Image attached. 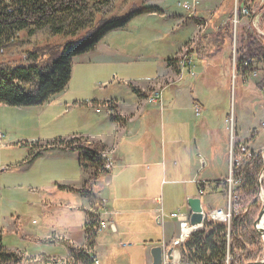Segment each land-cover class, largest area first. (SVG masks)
I'll use <instances>...</instances> for the list:
<instances>
[{"label": "rangeland", "instance_id": "obj_1", "mask_svg": "<svg viewBox=\"0 0 264 264\" xmlns=\"http://www.w3.org/2000/svg\"><path fill=\"white\" fill-rule=\"evenodd\" d=\"M186 2L187 0H113L109 4L61 17L49 25L33 29V32L28 29L17 35L15 33L9 35L12 37V43H5V48L0 49V67L25 64L35 52L43 54L64 44L79 41L101 20L121 17L131 8L151 10V13L135 17L126 28L109 33L92 53L89 62H85L87 56L76 58L72 64V75L67 89L51 97L44 106L34 108L0 106V132L5 136V147L0 149V231L3 232L5 248L16 254L19 260L24 262L33 259L41 262L46 260L48 264H84L71 258L41 256L44 254L65 257L64 250L41 242L46 234L60 227L67 230L74 227L83 230L84 218L81 212L77 209L70 212V207L79 201L74 202L71 192L50 190V185L52 187L57 181L52 182V180L59 177V174L64 176L68 169H72L71 181L75 184L81 182L83 172L75 159L56 156H43L38 159L36 154L45 150L38 146L52 147L54 144L58 145L81 137L94 143L92 141H95L96 136L106 134L108 132L106 122L109 117L114 116L115 110L111 116L105 113L98 114L95 110L98 107L104 110L108 105L103 103L106 101H110L112 106L115 101L123 103L130 100L131 89L123 87L120 82L129 78L135 81V85H142L150 80L149 77H152L168 59L170 61L176 55L174 53L177 48L189 41L183 48L186 49L197 38L199 32H196L191 39L190 30L176 29L177 23L174 18L181 16L185 18V9L180 5L184 6ZM250 5H248L249 10ZM240 8V0H200L199 5L202 14L213 17L211 27L214 32L217 31L214 25L219 26V22L224 20V17L232 12L234 14ZM252 14H256L253 19H251ZM263 14L264 0H255L249 18L238 26L236 41L233 36L231 53L233 62H236V52L244 28L249 26L247 29L255 35L264 37V24L262 25L261 21ZM221 28L222 26H219L218 30ZM57 30H59L58 34L55 32ZM251 32L249 34H252ZM183 49L175 57L178 65L176 83L178 78L184 77L186 73V68L180 72L181 65H179ZM219 57L220 55H217L213 60L217 61ZM220 63L224 62H217V66H220ZM196 66L197 77L192 80L199 84L200 89L195 88L194 93L199 96L204 106L203 117L211 123L210 127L222 129L225 126L224 121L227 120L226 126L229 125L230 128L236 122V115L238 118L241 117L243 111L247 117L244 118L246 124L243 126L242 135L247 136L250 128H257L260 137L255 147L262 148L264 91L255 86L256 82L244 85L239 76L234 74L231 76V70L229 72L231 79L225 73L218 74L219 69L212 61H202ZM226 67L225 64V70ZM175 82L171 83L175 84ZM161 92L150 94L148 102L152 103L151 98ZM94 101L99 102L94 106L95 109L91 107ZM235 109L236 115L233 118ZM237 144L241 142L235 140L233 143L231 140L230 150L232 145ZM230 150L228 173L224 181L229 178ZM103 160L105 162V159ZM262 164L260 179L264 176V153ZM74 168L77 169L76 173ZM260 179L257 198L260 208L255 206L256 210H261L264 203V179L262 182ZM166 193L165 202L168 206L166 214L169 215L171 212L169 208L173 207L176 201L173 193L168 194L167 190ZM207 195H211L210 191ZM214 199L211 196L204 197L203 205H207L209 200L211 203L215 202ZM248 201L246 205L250 206L252 200L248 199ZM218 204L224 205V202L220 200ZM186 205L187 203L184 202L177 212L185 214ZM214 205H217L216 202ZM96 221L98 225L102 222ZM132 226L142 230L139 224ZM98 237L100 243L105 239L107 243L113 245L112 249L110 248L113 257L101 259L103 262L100 261V264H144V246L152 245L151 242H144L135 244L129 250L123 246H132L136 238L123 236L110 238L105 237V233ZM54 238L53 236L52 241ZM263 260L262 256L261 261ZM46 262L41 264H47Z\"/></svg>", "mask_w": 264, "mask_h": 264}, {"label": "crops", "instance_id": "obj_2", "mask_svg": "<svg viewBox=\"0 0 264 264\" xmlns=\"http://www.w3.org/2000/svg\"><path fill=\"white\" fill-rule=\"evenodd\" d=\"M232 15L233 12L224 17L225 19L219 22V26L226 24ZM211 18L213 17L211 16ZM174 19L177 23L176 29L190 30L192 32L191 39L195 36V26L187 18L186 12L185 18L181 16ZM245 19L247 18H241L240 25ZM219 26L214 25V28L218 30ZM248 27L242 30L239 48H242L243 41L247 39V35L251 32L247 29ZM213 33L215 32L211 27L209 34ZM251 33L255 35L254 32ZM255 37L258 36L255 35ZM188 42L177 48L174 54L177 55ZM227 48L226 52L218 54L220 57L217 61H214L213 58L202 61H212L216 66L217 62H224L227 66L226 70L224 69V63L218 64L220 65L217 66L219 72L214 67L218 74L225 73L230 79L234 74L239 76L244 85L256 82L255 86L257 87L264 77L263 64L252 60L253 66L258 71L249 76L239 75L238 71H235L236 62H233L232 58L230 62L228 58L232 44L231 47L227 46ZM93 52L81 55L87 56L85 62H89ZM176 55L170 61L168 59L152 77H149L151 79H148L142 85H135V81H131L129 78L120 82L123 87L131 89L130 100L128 102L123 101V103L111 101L115 113L106 122L108 132L96 136L95 141H92L93 144H100L104 147L105 152L102 154V159H106L112 164V168L108 170L105 176L101 175L97 180L92 179L94 170L88 164L82 152H72L60 144H54L52 147L48 145L38 146L45 149L36 154L39 157L38 159L43 156L75 159L83 172L80 183H72V169H68L64 176L59 174V177L52 180V182L57 180L52 187L50 185V190L58 189L59 191L71 192L74 202L79 201V203H74L70 207V212H74L76 209L81 212L80 214L84 218L83 230H78L75 227L67 230L60 227L54 232L46 234L42 239L52 241L54 236L53 246L64 250L65 257H62L64 255L46 256L44 254L41 256L71 258L74 260L68 247L61 244V241L69 242L76 248L88 250V246L86 247V244H89L87 230L93 219H95L111 222L116 230L112 232L111 229H108L103 233H99L98 236L105 233V237L110 238H121L123 236L124 238L137 239L133 241L132 246L124 245L123 247L126 249L131 250L135 244L151 242V246H144V264H152L151 250L158 246H166L167 250L173 248V256L177 261L183 257L182 247L177 245L180 226L178 221L172 218L171 215L180 213L177 210L185 202L187 203V212L181 214L183 217L188 216L191 213L188 201L200 197L201 184L204 182L209 184V188L201 198L202 203L204 197L211 196L213 199L216 198L214 200L217 204L215 206V202L211 203L209 200L207 205H203L204 208L214 209L227 206V196L223 195L225 187L223 181L228 173V154L231 140H233V143L235 140L241 142L251 151H260L264 146L259 149L255 147L260 137V131L254 127L249 129L247 136L242 135L243 126L246 124L244 118L247 116L242 111L241 117L238 118L236 109L233 112V118L236 115V122L232 127L226 126L228 121L225 120L224 128H211V123L203 117L202 108L204 106L199 96L194 93L195 88L199 90L200 86L192 80L197 77L196 64L202 61L197 62L194 59L193 69L195 75H186L182 82L178 83L177 81L176 83L178 75L177 61L170 65L175 60ZM78 57L73 58L72 64ZM230 70L231 76L229 74ZM171 82H175V84ZM161 91V100L159 99L154 103L148 102L150 94ZM103 103L107 105L110 104V101ZM96 104H99V102L94 101L91 107L95 109ZM195 106L201 107L202 113L200 116L196 115ZM248 125L250 126L249 123ZM252 131L256 132L251 133ZM262 131L264 132V129ZM252 135L255 140L251 141ZM4 147H0V149ZM73 170L76 173L77 169L74 168ZM60 173L62 172L60 171ZM74 178H76L75 175ZM219 183L222 185L219 186ZM166 190L168 194H174L176 201V204L169 208L171 211L169 215L166 214L168 209L165 202ZM208 191L211 195H207ZM101 200L108 201L109 213L105 214L99 209ZM220 200L224 202V205L218 204ZM96 203L97 205H95ZM133 224H139L142 230L133 227ZM70 231L72 233H69ZM98 236L93 239V246L89 248L88 254L91 257L96 256L95 258L100 264V261L103 262L101 259L113 257L110 250L113 245L107 243L105 239L100 243ZM35 239L40 240L41 238Z\"/></svg>", "mask_w": 264, "mask_h": 264}, {"label": "trees", "instance_id": "obj_3", "mask_svg": "<svg viewBox=\"0 0 264 264\" xmlns=\"http://www.w3.org/2000/svg\"><path fill=\"white\" fill-rule=\"evenodd\" d=\"M112 1L0 0V49L5 48V43H12L10 34L15 33L17 35L28 29L33 32V29L42 28L61 17L85 11L98 5L109 4ZM254 1L251 0L252 10ZM245 4L246 0H240L241 8L239 10ZM147 13H151V10L131 8L121 17L101 20L79 41L64 44L62 47L43 54L35 52L25 64L8 67L1 66L0 105L15 108L44 106L51 97L63 93L68 87L72 75L73 58L95 51L100 42L109 33L126 28L135 17ZM254 16L256 14H252V17ZM233 18L234 14L220 30L199 38L194 49L195 61L214 58L218 54L226 52L227 46L231 47V44H233ZM261 21L263 25L264 14L261 17ZM55 32L58 34L59 30ZM243 42L242 48L240 47L236 52L235 71H238L239 75L249 76L255 74L258 70L248 61L255 60L257 63L263 64L264 67V37H255L248 34L247 39ZM230 50L228 58L231 62L232 49L230 48ZM176 61L175 59L170 65ZM258 88L262 92L264 91V77ZM250 139L251 141L255 140V137L252 135ZM59 144L72 152L84 153L88 164L94 170L93 180H97L101 175L105 176L108 173L105 170L104 160L102 159V154L105 152L102 145L93 144L84 139H74ZM262 170V157L260 152H257L252 156L250 163L242 170V181L237 192L243 209L246 208V203L249 202L248 199L252 200L251 205L246 208L248 212L237 217L232 225L231 252L234 253L235 250L247 251L246 255L243 256L245 258L243 260L244 264L256 263L257 259L263 254L262 238L254 229V225L262 210H256L255 207H259L257 198ZM218 185L221 186L222 184L219 183ZM227 191L225 186L223 189L224 196H227ZM99 230L100 225L93 219L87 230V235L89 236L88 250L76 248L63 240L61 244L68 247L74 260L84 264H94L93 260L96 256L91 257L88 251L93 246L92 241L98 236ZM224 233L225 227L223 225L207 224L204 231L192 235L183 244V256L193 264H224L223 260L227 253V243L222 236ZM41 242L53 246L51 240H43ZM233 255L236 256V253ZM43 262H46V260H42V262L36 259L27 260L26 262L19 260L16 254L5 248L3 232L0 231V264H41ZM46 263L48 264L49 262Z\"/></svg>", "mask_w": 264, "mask_h": 264}, {"label": "built area", "instance_id": "obj_4", "mask_svg": "<svg viewBox=\"0 0 264 264\" xmlns=\"http://www.w3.org/2000/svg\"><path fill=\"white\" fill-rule=\"evenodd\" d=\"M251 1L246 0V4L244 7H242L241 10L235 11L234 13V18L232 20L233 22V36L234 40L236 41L237 38V31H238V26L241 23V18H248L249 14L251 13ZM199 5H200V0H189L186 2V4L180 5V7H184L185 12L187 13V18L194 24L196 32H200V38L204 37L209 34V31L211 29V21L212 18L211 16H207L205 14H202L199 10ZM248 5H250V10L248 8ZM225 25V24H224ZM223 25V26H224ZM222 26V27H223ZM185 48V46L183 47ZM194 51L189 52V58L187 61V68H186V75H192L194 76ZM248 63L253 64V61L250 60ZM184 77L178 78V83L182 82L184 80ZM162 92L160 94H155V98H152V103L161 100ZM96 112L98 114L105 113L108 116H111V112H114L113 107L108 104L106 108L103 110L101 108H97ZM195 112L197 116H200L202 113V109L200 106H195ZM264 126V125H263ZM4 134L0 132V147H4ZM257 152H260V154L263 152L264 153V147L262 150H256V151H251L247 146L244 144H237L236 146L232 145L231 150H230V172H229V178L223 182V184L227 187V206L225 208H214V209H205L204 206L202 205V214L204 218V225H198V226H191L190 225V217L191 213L183 217L181 213H174L171 215L172 218L176 219L179 223L180 226V234L177 239V244L179 246H183V244L191 238L192 235L204 231L205 226L207 224H217V225H223L225 227V233L222 235L224 240L227 243V253L226 257L223 260L224 264H244L245 258L243 256L246 255L245 250H235L234 253H236V256H234L231 252V240H232V225L234 220L246 214L248 212L247 209H242L241 208V203H240V196L237 194L240 184L242 181V170L250 163L252 156L256 154ZM263 153L261 157H263ZM112 168V164L105 159V170L108 171ZM262 179H264V176L260 179V182H262ZM209 184H206L205 182L201 184L200 192L199 195L203 197L205 195V192L208 190ZM108 201L105 200L104 205H99V209L102 210L103 213L107 214L109 213L108 210ZM115 226L109 222L105 221V225H100V231L99 233H103L108 229H111L112 232H115L116 230L114 229ZM254 229L256 231L255 225ZM185 230H190L189 234H186ZM257 232V231H256ZM258 234V233H257ZM262 238V237H261ZM263 249V254L257 259V262H260L262 259V256L264 257V244L262 246ZM168 250L166 246H164V257H163V264H193L189 262L184 256L179 258L177 261L172 255V258L169 259L168 255ZM242 260V261H241ZM264 261V260H263ZM94 264H99V262L94 259ZM246 264V263H245Z\"/></svg>", "mask_w": 264, "mask_h": 264}, {"label": "water", "instance_id": "obj_5", "mask_svg": "<svg viewBox=\"0 0 264 264\" xmlns=\"http://www.w3.org/2000/svg\"><path fill=\"white\" fill-rule=\"evenodd\" d=\"M189 208L191 210V217H190V225L191 226H198L204 225V218L202 214V200L200 198H193L188 201ZM264 218V203L262 206V210L257 218L255 223V228L260 237L264 239V229L261 228V224ZM174 253V249H170L167 253L169 259L172 258ZM151 256L153 259L152 264H163V257H164V248L163 247H155L151 250ZM254 264H264V261L256 262Z\"/></svg>", "mask_w": 264, "mask_h": 264}, {"label": "bare ground", "instance_id": "obj_6", "mask_svg": "<svg viewBox=\"0 0 264 264\" xmlns=\"http://www.w3.org/2000/svg\"><path fill=\"white\" fill-rule=\"evenodd\" d=\"M197 34H198V33H197ZM199 38H200V32H199L197 38H195V40L193 41L194 44H193V42H191V43L189 44V46H187V48L183 50L184 52L181 54V56H180V58H179V60H180L179 65H181L180 72H181V71H184V69L187 68V61H188V58H189V52L194 51V49H195V47H196V45H197V42H198ZM184 74H185V73H184ZM152 98H155V96L152 97ZM152 98H151V100H152ZM112 114H113V113L111 112V115H112ZM263 194H264V193H263ZM263 200H264V195H263ZM104 203H105V200L101 201V205H104ZM100 225H105V223L102 221V222H100ZM260 227L264 229V218H263V222H262V224H261ZM99 231H100V230H99ZM185 231H186V232H185L186 234H189V232H190V230H185ZM179 255H180V254H179Z\"/></svg>", "mask_w": 264, "mask_h": 264}]
</instances>
